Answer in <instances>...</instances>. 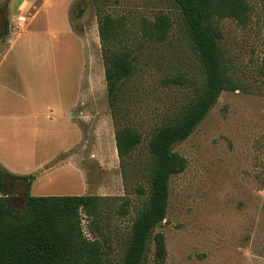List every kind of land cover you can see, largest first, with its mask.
Segmentation results:
<instances>
[{"label":"rangeland","instance_id":"rangeland-1","mask_svg":"<svg viewBox=\"0 0 264 264\" xmlns=\"http://www.w3.org/2000/svg\"><path fill=\"white\" fill-rule=\"evenodd\" d=\"M247 2L244 22H215L233 89L223 90L192 133L173 145L185 168L170 177L166 215L152 232L164 234L166 254L156 259L149 240L143 264H264V0ZM102 13L121 22L120 48L133 65L116 101L118 124L141 134L123 163L125 176L97 33ZM158 13L172 21L160 42L143 30ZM19 15L26 17L22 27ZM6 23L0 118L11 113L13 124L0 133L2 167L36 175L31 195L101 196L95 218L80 213L83 235L106 244L110 264H122L132 221L148 198L146 143L201 90L202 70L181 14L172 0H0V32ZM83 102L91 104L74 133L59 114ZM27 180L3 177L2 192L16 196L17 210ZM124 198L129 204L121 214Z\"/></svg>","mask_w":264,"mask_h":264},{"label":"trees","instance_id":"trees-1","mask_svg":"<svg viewBox=\"0 0 264 264\" xmlns=\"http://www.w3.org/2000/svg\"><path fill=\"white\" fill-rule=\"evenodd\" d=\"M98 0H95L97 2ZM184 22L187 36L197 53L203 74L201 90L182 110L179 117L164 123L149 137L146 204L137 211L124 248L122 264H143L149 240L153 241L154 257L164 258L165 237L153 229L166 215L169 179L185 168V159L172 150L175 143L185 139L213 106L220 93L233 89L227 77L216 20L230 17L244 22L248 11L247 0H172ZM172 24L168 15L158 13L143 26L147 36L160 42L166 39ZM122 24L109 13L97 17V33L104 65L106 95L114 125V143L123 176L125 159L141 141L134 128L118 124L116 101L121 85L132 74L129 53L120 48ZM8 32L7 23L0 32ZM26 180L24 207L17 210L13 197L3 191V177ZM32 175L17 176L0 168V264H110L105 243L83 235L81 214L95 218L101 196L31 195ZM144 193L142 185H136ZM129 199L124 198L120 213L127 212Z\"/></svg>","mask_w":264,"mask_h":264},{"label":"crops","instance_id":"crops-1","mask_svg":"<svg viewBox=\"0 0 264 264\" xmlns=\"http://www.w3.org/2000/svg\"><path fill=\"white\" fill-rule=\"evenodd\" d=\"M0 51H1V46H0ZM50 72H51V70H50ZM85 74H86V76H88L89 74L90 75L92 74L91 68H89L87 65L85 68ZM92 82H93V78H91V85H87L90 88L91 93H92V89H91L92 88ZM91 98L93 101V93L91 95ZM92 101H91V103H92ZM91 103L83 102V103H79V105L76 104L77 106L75 104H72L71 106H69V110L67 112H60V114H59L60 117L65 119V121H64L65 124H67L69 127L73 128L74 133L77 132L78 118H85L86 117V113H88L87 112L88 109H86L87 105L88 104L90 105ZM85 105H86V108L84 107ZM8 108H9V106L6 107L7 110H8ZM0 119H6L7 120L6 122L0 121V131H1L0 133H8V130L2 129V128H6L9 126V129H10V126H12V124H13L12 114L10 113V115H4ZM2 166H3V163L0 160V167L3 168ZM35 176L36 175H34L33 177H35Z\"/></svg>","mask_w":264,"mask_h":264},{"label":"built area","instance_id":"built-area-1","mask_svg":"<svg viewBox=\"0 0 264 264\" xmlns=\"http://www.w3.org/2000/svg\"><path fill=\"white\" fill-rule=\"evenodd\" d=\"M16 24L18 25V26H23V23L26 21V17L24 16V15H19V16H17V19H16Z\"/></svg>","mask_w":264,"mask_h":264},{"label":"flooded vegetation","instance_id":"flooded-vegetation-1","mask_svg":"<svg viewBox=\"0 0 264 264\" xmlns=\"http://www.w3.org/2000/svg\"><path fill=\"white\" fill-rule=\"evenodd\" d=\"M13 182L12 183H14L15 181H18L19 182V180H21V179H17V178H13ZM16 193V192H15ZM8 194H13V193H11V192H9ZM10 196H12L13 198H15L16 196L15 195H10Z\"/></svg>","mask_w":264,"mask_h":264},{"label":"water","instance_id":"water-1","mask_svg":"<svg viewBox=\"0 0 264 264\" xmlns=\"http://www.w3.org/2000/svg\"><path fill=\"white\" fill-rule=\"evenodd\" d=\"M8 195H12V194H8Z\"/></svg>","mask_w":264,"mask_h":264}]
</instances>
